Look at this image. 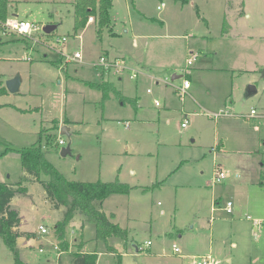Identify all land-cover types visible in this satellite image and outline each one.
Listing matches in <instances>:
<instances>
[{
    "label": "rangeland",
    "instance_id": "1",
    "mask_svg": "<svg viewBox=\"0 0 264 264\" xmlns=\"http://www.w3.org/2000/svg\"><path fill=\"white\" fill-rule=\"evenodd\" d=\"M112 2V23L99 32L96 18L75 31V0H10V16L40 28L25 36L0 30V152L38 145L68 179L130 185L101 206L128 230V241H108L122 264H264V0ZM48 24L58 27L47 34ZM75 52L82 58L68 61ZM102 55L121 58L125 69L103 72ZM17 75L12 93L7 81ZM89 80L113 87L104 98ZM248 85L257 92L245 98ZM3 157L4 179L17 183L20 154ZM216 168L227 176L213 183ZM24 184L28 193L11 205L20 230L35 234L18 238L25 263L75 264L79 251H96V264L118 263L80 213L62 245L55 225L63 209L40 182ZM0 264H15L3 236Z\"/></svg>",
    "mask_w": 264,
    "mask_h": 264
},
{
    "label": "trees",
    "instance_id": "2",
    "mask_svg": "<svg viewBox=\"0 0 264 264\" xmlns=\"http://www.w3.org/2000/svg\"><path fill=\"white\" fill-rule=\"evenodd\" d=\"M187 2L188 0H182ZM9 0H0V21H5L9 15ZM112 0H75V31L83 29L90 17L96 18L99 32L112 23ZM56 65V64H54ZM92 87L103 91L106 98L112 89L108 81H86ZM10 151L20 154L25 174L17 183L0 182V236L6 237L8 245L14 254L15 264H27L20 256L18 238L20 236L31 238L34 233L21 231V216L16 208L11 205L12 199L19 194H27V181L40 182L46 191V198L56 209H63V218L57 221L55 231L61 244L67 246V227L77 213L82 214L87 221L96 226V238L106 242L110 252L117 253L118 263L122 264L121 254L108 241L111 237H120L126 241L129 239L128 230L121 227L106 212L101 210L103 202L112 194H128L131 186L116 179L114 181H76L68 179L51 163L41 146L33 145L22 149L7 147L0 152V157ZM47 179H42V174ZM264 185V179L260 181ZM66 249V248H64ZM97 252H76L75 264H96Z\"/></svg>",
    "mask_w": 264,
    "mask_h": 264
},
{
    "label": "built area",
    "instance_id": "3",
    "mask_svg": "<svg viewBox=\"0 0 264 264\" xmlns=\"http://www.w3.org/2000/svg\"><path fill=\"white\" fill-rule=\"evenodd\" d=\"M165 6V3H162L161 6H158V9H162ZM94 18L90 17L89 20L92 21ZM40 26L34 25L32 22L20 19L17 16H10L5 21H0V30L5 33V31H13L17 32L20 35H30L33 31L39 30ZM63 41L65 38L62 39ZM197 55H194L193 57L189 58L187 61L188 67L196 60ZM82 58L81 52H75L72 55L67 56V60H77ZM30 59V58H28ZM123 60L121 58H116L114 60L108 61L104 55L100 56L98 63L96 64L97 67H99L103 72L110 71L111 68L117 69L116 71H122L125 69L123 66ZM131 78L135 79L137 78V74L134 73L131 75ZM190 87L189 80H185L183 85L179 88V92L182 96L187 94V90ZM150 91V90H149ZM254 112V111H252ZM187 121L182 123V126H186ZM59 144H64V141L62 139L59 140ZM227 176V173L222 169H215V175H214V181L213 183L220 182L223 178ZM227 211L232 212V202H227ZM39 229L42 233H47L48 229L44 225H39ZM147 244H151V241H147ZM174 251L180 252L179 247L174 244L173 245ZM191 264H213L210 257H207L206 259L202 260H193Z\"/></svg>",
    "mask_w": 264,
    "mask_h": 264
},
{
    "label": "water",
    "instance_id": "4",
    "mask_svg": "<svg viewBox=\"0 0 264 264\" xmlns=\"http://www.w3.org/2000/svg\"><path fill=\"white\" fill-rule=\"evenodd\" d=\"M57 27H58V24H48L44 26L43 29L45 33L49 34L53 32ZM178 77H180V75H173V79L178 78ZM20 87H21V78L18 75L7 81V89L12 93H17L20 90ZM256 92H257V88L255 85H248L245 90L244 97L249 98ZM61 132L63 134H68L70 136V128L67 126H63L61 129ZM61 153L63 156L71 154L70 144H68L66 147H63Z\"/></svg>",
    "mask_w": 264,
    "mask_h": 264
},
{
    "label": "crops",
    "instance_id": "5",
    "mask_svg": "<svg viewBox=\"0 0 264 264\" xmlns=\"http://www.w3.org/2000/svg\"><path fill=\"white\" fill-rule=\"evenodd\" d=\"M10 1V0H9ZM10 3V2H9ZM8 17H10V16H8ZM93 22V20L92 21H90V20H88V22H87V24H86V26L83 28V29H85L88 25H90L91 23ZM4 158V157H3ZM0 160H2V158H0ZM0 182H7L5 179H4V175H3V173H2V171L0 170ZM108 215V214H107ZM76 217V216H75ZM75 219V218H74ZM21 222H22V218H21ZM20 227V226H19ZM20 229V228H19ZM22 231V230H21ZM30 239V238H29ZM114 247V246H113ZM114 248H116V247H114ZM82 252H84V251H82ZM86 252V251H85ZM119 252V251H118Z\"/></svg>",
    "mask_w": 264,
    "mask_h": 264
}]
</instances>
